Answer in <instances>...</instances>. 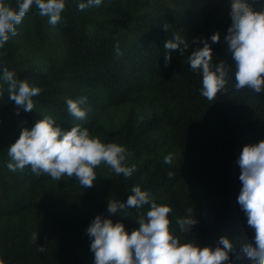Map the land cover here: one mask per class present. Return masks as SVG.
<instances>
[{"label": "trees", "instance_id": "obj_1", "mask_svg": "<svg viewBox=\"0 0 264 264\" xmlns=\"http://www.w3.org/2000/svg\"><path fill=\"white\" fill-rule=\"evenodd\" d=\"M6 2L16 5V0ZM80 2L86 0H66L54 27L33 6L16 26L17 35L0 48V77L7 68L41 89L32 98L33 111L20 109L17 115L8 85L0 79V260L94 264L87 228L103 215L123 223L129 234L138 229L139 212L149 206L120 209L116 215H109L107 206L109 200L126 203L139 186L171 208L170 228L181 244L215 248L226 237L233 245L229 264H252L242 252L243 245L254 243L255 232L237 202L242 187L237 160L245 145L264 140V92L234 87L235 61L224 39L230 12L206 14L198 0H102L79 11ZM262 4L257 0L253 7ZM217 32L220 40L213 44L210 37ZM175 35L188 45L183 56L179 49H165ZM194 40L211 45L213 70L219 62L232 70L226 89L212 101L201 95L202 74L188 63L203 47ZM82 97L87 115L76 120L66 99ZM45 116L63 131L79 125L102 143L124 147V166L135 171L116 175L102 162L91 188L75 176L59 181L37 176L30 166L10 171L9 147L22 129L31 130ZM169 154L173 159L166 164ZM188 209L197 223L181 233L175 221L187 217Z\"/></svg>", "mask_w": 264, "mask_h": 264}, {"label": "clouds", "instance_id": "obj_2", "mask_svg": "<svg viewBox=\"0 0 264 264\" xmlns=\"http://www.w3.org/2000/svg\"><path fill=\"white\" fill-rule=\"evenodd\" d=\"M257 0H230L232 20L227 30L225 42L227 51L235 61V89L248 88L254 93L264 92V4L259 9L253 7ZM102 0H86L77 5L79 11L99 6ZM35 6L39 14L48 17V23L56 26L61 20V13L66 8V0H16L15 7L6 0H0V48L17 35L16 26ZM168 30V25H165ZM213 44L218 43L220 34L210 37ZM203 47L197 48L188 58L191 70L202 74L201 95L212 101L218 93L226 89L229 73L232 70L219 62L214 70L211 64L213 52L207 40ZM183 45V47H182ZM188 45L179 35L165 42L169 53L179 49L183 56ZM116 55H122L119 43L115 46ZM171 62V55L165 56V66ZM7 85L11 101L15 102L17 115L19 110L32 112L33 97L40 94L41 89L30 86L27 79L20 80L14 72L7 68L0 77ZM87 98L77 100L66 99L67 109L76 120H84L87 110L81 105ZM51 116H45L31 130H21L19 138L8 149L12 162L7 164L10 171L23 170L26 166L37 176L47 174L59 181L67 176H75L79 184L91 188L97 176L94 169L102 162L116 174L131 176L135 166L126 167V149L116 143H102L97 137L90 135L86 128L79 125L63 131L55 125ZM172 155L164 158V163L171 164ZM240 168L239 180L242 184L237 202L247 217V224L254 229V243L242 246V252L252 264H264V140L256 144H247L237 160ZM172 173H169L171 176ZM126 203L108 202L107 213L116 215L124 208L143 209L149 206L146 213L139 212L138 229L129 234L123 223H113L103 215H97L86 230L91 240L90 250L94 253V264H229L233 245L226 237H221L219 245L199 247L191 242L181 244L170 228L167 205L157 204L147 191L139 186L132 188ZM187 217L177 218L175 223L181 233L191 232L197 221L191 209ZM38 237H34L37 239ZM39 251L43 252L41 246ZM0 264L3 261L0 260Z\"/></svg>", "mask_w": 264, "mask_h": 264}, {"label": "rangeland", "instance_id": "obj_3", "mask_svg": "<svg viewBox=\"0 0 264 264\" xmlns=\"http://www.w3.org/2000/svg\"><path fill=\"white\" fill-rule=\"evenodd\" d=\"M197 7H205V13L215 17L231 12L230 0H198Z\"/></svg>", "mask_w": 264, "mask_h": 264}]
</instances>
